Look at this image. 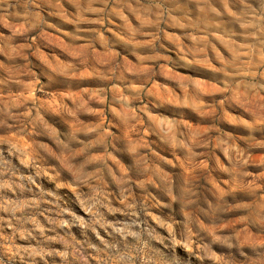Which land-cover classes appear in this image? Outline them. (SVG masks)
Wrapping results in <instances>:
<instances>
[{"label": "clouds", "instance_id": "clouds-1", "mask_svg": "<svg viewBox=\"0 0 264 264\" xmlns=\"http://www.w3.org/2000/svg\"><path fill=\"white\" fill-rule=\"evenodd\" d=\"M0 264H264V0H0Z\"/></svg>", "mask_w": 264, "mask_h": 264}]
</instances>
